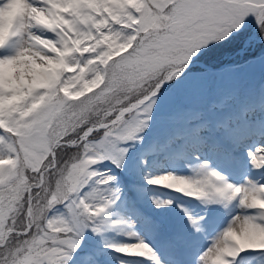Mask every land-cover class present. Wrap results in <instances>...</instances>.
<instances>
[{
    "label": "snow or ice",
    "instance_id": "1",
    "mask_svg": "<svg viewBox=\"0 0 264 264\" xmlns=\"http://www.w3.org/2000/svg\"><path fill=\"white\" fill-rule=\"evenodd\" d=\"M112 260L264 264V0H0V264Z\"/></svg>",
    "mask_w": 264,
    "mask_h": 264
},
{
    "label": "rangeland",
    "instance_id": "2",
    "mask_svg": "<svg viewBox=\"0 0 264 264\" xmlns=\"http://www.w3.org/2000/svg\"><path fill=\"white\" fill-rule=\"evenodd\" d=\"M173 169H176V170H179L177 169L176 165L174 163H172L171 161H160L158 162V164L153 168V171H159V172H163V171H166V170H173ZM122 180L125 184L128 183V177L127 176H124L122 174ZM151 195H156V196H161V197H170V196H173L174 193L172 192H169V191H166L164 189H153L151 190ZM129 195H133L132 193H129ZM191 206V205H190ZM143 207L146 211L150 212V208H149V194H145L144 195V203H143ZM118 239L121 238V237H117ZM111 264H116V261L115 260H112L111 261Z\"/></svg>",
    "mask_w": 264,
    "mask_h": 264
}]
</instances>
